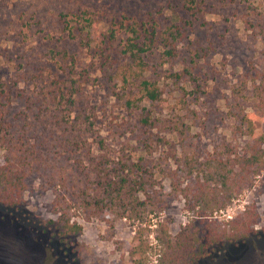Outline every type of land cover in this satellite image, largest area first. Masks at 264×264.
Listing matches in <instances>:
<instances>
[{
  "label": "rangeland",
  "instance_id": "rangeland-1",
  "mask_svg": "<svg viewBox=\"0 0 264 264\" xmlns=\"http://www.w3.org/2000/svg\"><path fill=\"white\" fill-rule=\"evenodd\" d=\"M77 7L93 13V45L121 15L130 22H146L149 31L156 26L158 41L144 54V74L156 81L159 101L136 102L137 106L127 108L116 95L118 85L107 82L111 71L103 72L100 56L95 62L97 72L90 73L99 80L84 86V91L86 105L96 117H92L95 130L89 139L101 129L112 154L142 159L149 170L146 178L152 174L151 183L158 190L157 195L149 193L164 201L159 217L174 238L192 214L179 195L167 194L172 176L181 180L171 172L182 164L180 149L201 160L211 154L241 152L249 139L237 128L235 115L249 111L256 101L253 93L259 81L256 71L264 69V38L254 25L264 20V0H196L191 11L184 0H0V79L12 85L28 65L34 73L44 67L52 76L57 64H62L63 49L75 55L77 67L87 65L98 48L56 41L62 39L60 15ZM175 28L179 29L176 39L169 38L171 45L164 46V38ZM125 39L126 34L119 33L112 52L119 51ZM170 47L172 55L166 53ZM18 110L19 106L13 107L11 112ZM144 117L149 118L145 125ZM258 131H264V125ZM146 137L150 153L142 150ZM38 183L36 178L28 181L19 206L0 204V264H122L126 254L115 241L132 238L135 229L127 220H115L111 226L95 218L74 217L82 225L81 232L64 233L50 211L54 192L40 190ZM254 183L256 190L238 195L215 216L235 218L244 205L255 201L257 232L195 264H264V171Z\"/></svg>",
  "mask_w": 264,
  "mask_h": 264
},
{
  "label": "trees",
  "instance_id": "trees-1",
  "mask_svg": "<svg viewBox=\"0 0 264 264\" xmlns=\"http://www.w3.org/2000/svg\"><path fill=\"white\" fill-rule=\"evenodd\" d=\"M195 3L184 0L187 11ZM92 14L79 7L62 12V39L56 40L98 48L87 65L77 67L75 55L63 49L62 64H57L52 76L44 67L34 73L28 65L12 85L0 79V204H22L28 181L36 178L40 190L54 192L50 211L57 215L64 233L81 232L82 225L74 217L83 221L95 218L111 226L115 220L125 219L135 231L130 240L115 241L116 248L126 254L122 264H195L256 233L259 212L255 201L244 205L235 218L219 220L215 214L246 190H256L255 179L264 171V131H258L260 124L264 125V69L256 71L259 81L252 108L235 115L237 128L249 137L241 152L211 154L200 160L180 149L182 164L177 163L171 172L181 180L172 176L167 194L179 195L192 214L172 238L159 217L165 203L149 193L157 195L158 190L151 183L152 174L146 178L149 170L142 159L112 154L101 129L89 139L95 130L92 117H96L86 105L84 91V86L99 80L90 73L97 72L95 62L100 56L103 72L111 71L107 82L118 85L116 95L124 99L127 108L137 106L136 102L159 101L156 81L144 74V54L158 41L156 26L149 31L146 22H130L121 15L93 45ZM254 27L264 38V20ZM121 32L126 34L125 42L112 52L113 41ZM178 34V28L169 30L163 45L170 46L169 38L174 40ZM166 53L172 55L173 48ZM17 106L19 110L11 112ZM148 120L144 117L141 122L145 125ZM148 138L143 139L142 150L150 153ZM189 178L192 180L186 181Z\"/></svg>",
  "mask_w": 264,
  "mask_h": 264
}]
</instances>
